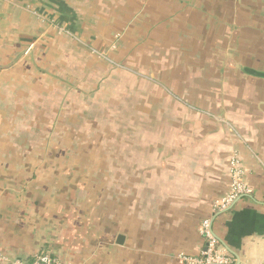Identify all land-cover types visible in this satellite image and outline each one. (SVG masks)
I'll list each match as a JSON object with an SVG mask.
<instances>
[{
  "label": "crops",
  "instance_id": "crops-1",
  "mask_svg": "<svg viewBox=\"0 0 264 264\" xmlns=\"http://www.w3.org/2000/svg\"><path fill=\"white\" fill-rule=\"evenodd\" d=\"M207 217L264 263V0H0V264H191Z\"/></svg>",
  "mask_w": 264,
  "mask_h": 264
},
{
  "label": "built area",
  "instance_id": "built-area-1",
  "mask_svg": "<svg viewBox=\"0 0 264 264\" xmlns=\"http://www.w3.org/2000/svg\"><path fill=\"white\" fill-rule=\"evenodd\" d=\"M253 188L245 177L244 168L235 153L229 158V187L227 193L212 204V216L216 212L227 209L238 198L251 195ZM211 217L202 219L200 234L203 241V250L196 257L185 256L182 258L191 264H230L233 261L231 255L218 250L217 239L211 228ZM0 259L5 260L0 251ZM8 264H65L57 256L45 251L38 252L32 257L31 262L21 260L10 261ZM264 264V263H263Z\"/></svg>",
  "mask_w": 264,
  "mask_h": 264
},
{
  "label": "rangeland",
  "instance_id": "rangeland-1",
  "mask_svg": "<svg viewBox=\"0 0 264 264\" xmlns=\"http://www.w3.org/2000/svg\"><path fill=\"white\" fill-rule=\"evenodd\" d=\"M6 7H8V6L7 5H3L4 10L6 9ZM31 48L32 47L30 46L28 48V50H31ZM28 135L31 136L32 133L28 134ZM33 135H34V139L35 140L41 141L42 139H45V140H48L51 143V145L53 143H54V145H58L59 144L58 143V138H60L61 140H62V138H63V140H74V138H75V134L73 132H66V131H65V133H60V134L59 133H55V131L54 132H50L49 134L48 133H42V132H35V134L33 133ZM22 136L23 135H19V137H22ZM61 136H62V138H61ZM89 136H91V133H87L86 138H88ZM81 144L85 145V143H81ZM82 151H84V152L87 151L88 152L87 154H89V152H90V150H88V148H86V147L83 148V149L78 150V149H76V147L72 146V144H71V146H68L67 148H62V146H60V147H55L54 146V148L51 149V154L58 155V156L59 155H63V154H66V155L73 154L74 155V154H77V153H81ZM84 152H83V154H84ZM71 165L68 164L67 166H71ZM52 167L55 168L54 165H52ZM68 171L69 170L66 169V172H68ZM68 173H66V175H68Z\"/></svg>",
  "mask_w": 264,
  "mask_h": 264
},
{
  "label": "water",
  "instance_id": "water-1",
  "mask_svg": "<svg viewBox=\"0 0 264 264\" xmlns=\"http://www.w3.org/2000/svg\"><path fill=\"white\" fill-rule=\"evenodd\" d=\"M122 240H123V236L122 235H119L117 237V243L121 244L122 243Z\"/></svg>",
  "mask_w": 264,
  "mask_h": 264
},
{
  "label": "trees",
  "instance_id": "trees-1",
  "mask_svg": "<svg viewBox=\"0 0 264 264\" xmlns=\"http://www.w3.org/2000/svg\"><path fill=\"white\" fill-rule=\"evenodd\" d=\"M32 259L28 260L27 262H31Z\"/></svg>",
  "mask_w": 264,
  "mask_h": 264
}]
</instances>
